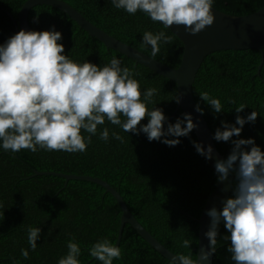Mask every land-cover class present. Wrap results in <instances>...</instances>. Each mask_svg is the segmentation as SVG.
Masks as SVG:
<instances>
[{"label":"trees","instance_id":"16d2710c","mask_svg":"<svg viewBox=\"0 0 264 264\" xmlns=\"http://www.w3.org/2000/svg\"><path fill=\"white\" fill-rule=\"evenodd\" d=\"M25 1L0 0V46L17 34L16 24L6 11L17 22L18 11ZM63 1L103 31L149 56L151 47H142L143 33L164 31L172 37V43L162 44L154 59L170 67L179 65L183 49L181 40L142 11L129 14L124 9H116L112 0ZM212 6L239 16L263 7L264 0H213ZM27 19L34 32L51 31L54 26L55 31L62 33V39L58 41L65 47L62 55L78 64L87 61L103 67L114 57L120 60L121 67L139 73L133 78L140 83L142 100L147 89L158 90L155 105H147L150 110L154 106L162 108L167 118L173 112L176 105L173 100L177 96L173 81L106 47L58 8L36 4L29 9ZM201 92L219 99L224 112L214 114L200 99ZM192 93L196 104L204 110L203 116L212 137L216 129L222 127L221 121L235 123V108L240 104L247 106L239 114L245 118L252 111L259 113L261 116L256 122L246 124L241 136L233 139H255L256 145L264 151V48L263 57L253 48L224 49L206 55L195 75ZM182 114L179 109L168 123L175 124ZM121 119H124L122 115ZM148 122L145 118L141 124ZM104 127L109 129L108 142L99 138ZM112 132L120 134L123 143L112 138ZM81 135L87 139L90 134L81 129ZM168 139H180L181 143L169 147L159 141L150 142L146 134L126 133L106 119L104 125L98 126L97 134L92 136V143L83 153L5 151L0 141V264H14V261L19 264H58L59 259L67 255V243L73 238L81 248L80 264H102L91 257L89 248L105 238L113 244L116 241L122 211L110 192L96 182L66 180L57 174L36 172L90 175L105 180L120 193L137 221L160 243L175 254L192 252L195 259L197 219L215 187L216 177L194 147L193 142L198 143L194 132L188 137ZM214 142L227 159L233 148L231 142ZM235 183L236 176L228 198L233 196ZM222 208L223 205L220 210ZM29 227L42 229L35 251L28 243ZM219 233L212 264H236L231 259L232 253L227 251L231 246L230 239H223L230 236L223 222L219 225ZM184 239L191 241L190 248L182 246ZM117 247L122 249V258L114 259L113 264H170V260L157 252L129 223L124 224ZM22 249L29 251L28 259L22 257Z\"/></svg>","mask_w":264,"mask_h":264},{"label":"clouds","instance_id":"9594fccd","mask_svg":"<svg viewBox=\"0 0 264 264\" xmlns=\"http://www.w3.org/2000/svg\"><path fill=\"white\" fill-rule=\"evenodd\" d=\"M116 9H124L129 14L138 10L148 15L153 22H160L165 28L184 25L191 35L199 34L214 23L213 0H112ZM39 14L35 18L38 21ZM62 33L55 31L28 32L21 30L0 46V141L7 151L19 152L29 149L83 153L92 143V136L105 120L119 126L126 133L146 134L148 140L162 142L169 147L178 146L180 139L168 137H188L199 125L193 122L190 114L183 113L175 124L168 123L162 108L155 105L154 97L158 90L149 88L143 93L140 83L133 78L128 67H121L115 57L110 63L100 67L84 62L78 64L65 52ZM172 37L164 31H146L142 36V47H151L154 58L162 44H171ZM74 50V48H73ZM72 50V51H73ZM200 99L207 103L214 114L224 112L219 99L208 92L199 93ZM182 95L174 100L182 102ZM230 103H235L230 100ZM247 106L240 104L235 108V123L221 121L213 139L217 142H231L232 151L227 159L217 160L215 170L219 174L218 183L228 181L235 173L236 183L231 198L222 200V210L215 206L207 211L211 218L209 230L205 233L211 252H203L193 259L188 255H174L170 264H201L216 251L219 225L224 223L230 236L223 239L231 241L227 249L236 264H264V151L256 145L255 139H233L240 137L244 126L254 124L259 116L252 111L246 118L239 115ZM201 115L204 110L200 104L195 109ZM123 116V120L121 119ZM145 118L149 122L141 124ZM167 129L165 130V124ZM186 125V126H185ZM239 125V127H237ZM81 129L90 134L87 139ZM112 138L123 143V137L112 132ZM99 138L109 140V129L104 127ZM199 155L208 160L213 158L211 145L205 150L203 144L193 142ZM250 149V150H248ZM228 191V188L223 189ZM42 229L28 228V243L35 251ZM184 248L191 247V241L184 239ZM68 253L59 259L58 264H80V246L73 240L67 243ZM91 257L102 264H113L114 259L122 258V249L108 239H102L89 248ZM24 259L29 258L27 249L21 250ZM14 264H19L14 261Z\"/></svg>","mask_w":264,"mask_h":264},{"label":"water","instance_id":"95a60500","mask_svg":"<svg viewBox=\"0 0 264 264\" xmlns=\"http://www.w3.org/2000/svg\"><path fill=\"white\" fill-rule=\"evenodd\" d=\"M36 4H47L58 8L67 14L71 19H73L89 35L103 42L106 47L112 48L134 59L135 62L146 66L147 68L175 83L177 95H182L183 99L180 104L176 103L173 112L168 117V122L175 116L179 109L183 113L190 114L193 117V122L199 125V127L193 131L198 143L203 144L205 150H207L209 145H211L214 149L213 158L211 160H208L204 157L215 174L216 182L214 189L207 196L197 219L198 233L195 259H197V257H199L203 252H211L209 240L205 236V233L209 230L211 223V218L207 215V211L211 210L214 206L220 210L223 205L222 200L227 199L232 190V182L235 173L230 175L228 181L218 183L219 174L215 170V162L217 160H224L225 158L218 151L215 145L211 129L209 128L206 119L203 115L195 110L197 104L193 97L192 84L199 66L206 55L210 54L211 52L224 49L253 48L258 50L263 57L264 6L249 14L239 16L224 13L212 6V14L215 17L213 25L207 26L205 30L196 35H191L189 32H187L186 26L184 25L170 26L169 30L173 32L183 44L179 65L177 67H170L103 31L87 20L73 6L63 0H26L18 11L17 22L13 16L10 15L8 11H6L16 24L17 33H19L18 29L20 31L25 30L28 32H34L28 23L27 16L29 9ZM261 64L262 58L259 67ZM259 67L257 73H259ZM166 125L167 123L165 126ZM36 173L57 174L64 177L66 180L84 179L96 182L103 186L108 192H110L116 199L122 211L120 215V224L118 226L117 238L114 243L115 246H118L119 244L124 224L129 223L132 228H134L136 232L162 256L168 260H172L173 256L177 255L160 243L148 230L144 228L143 225L137 221L134 215L129 211L120 193L105 180L90 175L64 174L55 172ZM225 188H228V191H224L223 189ZM212 261L213 253L209 256L207 261H202L201 264H212ZM177 264H180V262L177 261Z\"/></svg>","mask_w":264,"mask_h":264}]
</instances>
